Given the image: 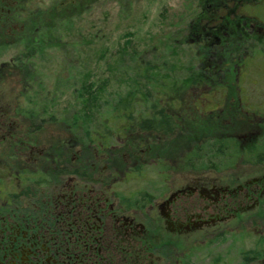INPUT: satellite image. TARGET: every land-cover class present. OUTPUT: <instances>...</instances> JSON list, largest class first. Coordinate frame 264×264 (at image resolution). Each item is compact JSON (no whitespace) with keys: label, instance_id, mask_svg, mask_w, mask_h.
I'll use <instances>...</instances> for the list:
<instances>
[{"label":"flooded vegetation","instance_id":"1","mask_svg":"<svg viewBox=\"0 0 264 264\" xmlns=\"http://www.w3.org/2000/svg\"><path fill=\"white\" fill-rule=\"evenodd\" d=\"M39 2L0 0V264H264V108L241 89L222 106L228 84L200 73L182 85L217 132L154 99L152 84L153 103L137 97L144 113L116 131L78 133L69 122L47 136L58 119L30 105L53 21L37 17L75 1ZM208 7L217 13L200 34L206 47L264 35V21L237 6L225 15Z\"/></svg>","mask_w":264,"mask_h":264},{"label":"rangeland","instance_id":"2","mask_svg":"<svg viewBox=\"0 0 264 264\" xmlns=\"http://www.w3.org/2000/svg\"><path fill=\"white\" fill-rule=\"evenodd\" d=\"M39 1L38 4L46 7L60 0ZM245 1L254 3L257 0ZM210 2L82 0L75 1L70 10L65 8L62 16L71 18L72 24L62 26L59 36L46 44L43 50L47 53L45 62L36 66L43 86L30 105L36 111H43L46 118L58 119L52 121L56 124H47V136L50 131L63 130L69 122H74L78 133L102 129L103 125L111 131L121 127V119L126 118L116 116L128 102L129 94L133 96L131 91L135 82L132 69L136 61L143 68L147 65L151 67L150 70L141 69L144 70L141 74L149 73L150 85L155 84L158 92L153 91L154 99L169 103L176 114L184 115L187 119L207 120V126L213 127V130L207 128V134L216 131L215 119L206 118V114L197 109L194 91L187 92L182 85L190 82L197 73L216 79L219 84H228L226 95L229 96L222 100V106L230 104L232 95L238 94L241 89L243 100L264 108V35L253 34L254 38L246 41L238 36L224 49L206 47L208 43L200 34L205 26ZM226 8L221 14L234 10L235 2H228ZM237 10L240 13L239 8ZM256 10L264 19V10L261 7ZM245 13L255 16L252 10ZM52 27L49 35L55 37L54 30L58 28ZM214 42L212 38L210 45H214ZM252 49L257 51L254 55ZM212 62L217 63L218 67H212ZM240 68L245 71L238 75ZM168 79L177 87L164 89L156 85ZM139 90L136 91L137 99L144 95V91ZM17 94L18 91L14 89V98ZM197 102L200 107L203 105L200 100ZM144 110L142 106L139 109L131 107V112L136 114H143ZM189 128V131L198 130L197 124L190 123ZM213 158L218 161L216 156Z\"/></svg>","mask_w":264,"mask_h":264},{"label":"trees","instance_id":"3","mask_svg":"<svg viewBox=\"0 0 264 264\" xmlns=\"http://www.w3.org/2000/svg\"><path fill=\"white\" fill-rule=\"evenodd\" d=\"M73 2L74 1H79V2H81V0H72ZM83 1H85V0H83ZM212 2H210L213 6L214 5H217V7H219V8H221L222 10L221 11H223V9H224V7L223 6H225V4H227L228 2H235V4H236V6H237V8H239V12L241 13V14H246L245 12H248V11H253L254 13H255V16H256V18H258V19H260V20H262V21H264V19H262V14L261 13H259V11H257L256 9L257 8H260L261 7V10L263 11L264 10V0H257V1H255L254 3H251L250 1H245V0H215V1H213V0H211ZM241 1V2H240ZM65 2H67V4L68 3H70L71 2V0H65ZM238 2V3H237ZM250 3L251 4H253V5H250ZM53 4H54V2H53ZM53 4H50V5H53ZM80 4V3H79ZM251 6H253V7H251ZM78 7V6H77ZM35 9V8H34ZM37 9V8H36ZM251 9V10H250ZM63 10L64 9H62V12H63ZM66 11V10H65ZM220 11V12H221ZM241 11H244V12H241ZM61 12V13H62ZM45 16H40V15H38V17H37V19L38 20H40V21H48V20H52L53 21V23L51 24V26H53V25H55V27H58V26H60V25H66V24H64V23H62V22H60V20H67V21H69V20H72L71 18H68V17H63L62 15H60L59 16V14H57L56 13V11H48V12H42ZM65 13V12H64ZM71 13H73V12H71ZM216 13H217V11L215 10V12H214V8L213 9H210L209 11H208V13H207V15H206V19H214V14L216 15ZM208 14H209V16H208ZM205 19V18H204ZM57 20H59L58 22H57ZM56 21V22H55ZM66 26H68L69 27V25H66ZM55 37L53 36V35H47L46 36V42H49V41H51L52 42V40L54 39ZM43 40L41 39L40 41L36 38L34 41H30V45H37V46H39V45H41V42H42ZM50 42V43H51ZM31 47V46H30ZM29 47V48H30ZM137 63H136V66H135V64H134V68L132 69V75H133V77H134V79H133V82H135V85H134V87H133V90L131 91V92H133V96H132V93H130L129 94V98H128V102L119 110L120 112H119V115H117L116 117H122V118H126V119H136L135 117L137 116V114L134 112H131V107L133 106V109H136V107H138V109H139V106L140 105H138V103H136V101H137V97H136V91L137 90H143V91H147V92H149L150 90L149 89H144V88H147L145 85H150V82H151V79H149V73L148 74H146V75H143V74H141V72L142 71H144V70H141V69H145V68H147V70H150L151 69V67L149 66V65H147L145 68H143V66L140 64V62L139 61H136ZM136 70H137V72H136ZM139 72V73H138ZM198 75H196V76H193V78L191 79V84H197L198 82H199V79L201 78V77H203V78H205L203 75H201V74H199V73H197ZM138 79H141V81L140 80H138ZM149 80V81H148ZM164 81H166V80H164ZM84 88V87H83ZM139 90V91H140ZM145 94H147V93H145ZM144 94V96H145V100H147V103H146V105L147 106H150L153 102L149 99V97L147 96V95H145ZM158 106H160L159 104H158ZM144 108V107H143ZM121 111H122V113H121ZM110 114H112V113H110ZM111 139H112V141H115L116 139L115 138H113V137H111Z\"/></svg>","mask_w":264,"mask_h":264}]
</instances>
